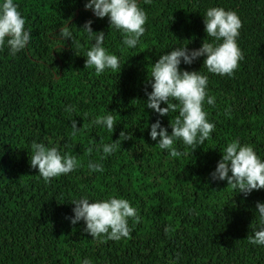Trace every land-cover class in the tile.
Listing matches in <instances>:
<instances>
[{
  "label": "trees",
  "instance_id": "trees-1",
  "mask_svg": "<svg viewBox=\"0 0 264 264\" xmlns=\"http://www.w3.org/2000/svg\"><path fill=\"white\" fill-rule=\"evenodd\" d=\"M85 2L14 0L31 40L16 55L7 45L0 49V264H264V245L248 240L260 227L256 205L264 203V189L245 196L211 177L233 141L251 145L264 161V0H138L148 19L134 48ZM212 7L240 17L244 59L231 77L209 73L203 56L181 62L182 70L208 76L215 103L206 99L204 110L215 131L195 150L177 141L183 155L174 158L150 130L159 119L170 134L179 113L160 117L146 107L147 80L160 55L212 42L204 24ZM89 20L105 33L103 47L119 58L120 74L85 67L95 42L82 28ZM65 26L72 40L60 38ZM109 114L117 122L113 133L92 123ZM122 130L131 139L118 143ZM33 142L75 156L78 167L45 182L30 166ZM112 143L116 150L105 156L102 146ZM89 162L103 171H91ZM112 197L138 210L140 222L128 221L130 238H93L83 220L71 223V202Z\"/></svg>",
  "mask_w": 264,
  "mask_h": 264
},
{
  "label": "clouds",
  "instance_id": "clouds-1",
  "mask_svg": "<svg viewBox=\"0 0 264 264\" xmlns=\"http://www.w3.org/2000/svg\"><path fill=\"white\" fill-rule=\"evenodd\" d=\"M144 2L150 3L151 0ZM84 7L92 10L97 18L108 17L110 26L122 33L123 44L129 48L136 47L146 31L148 17L139 6L138 0H86ZM25 24L26 21L14 0H4L0 4V49L7 45L12 55L25 49L31 40V31L25 29ZM91 24L92 21L89 20L82 27L89 39L95 41L86 53L85 67H94L97 75L109 69L120 74L119 58L103 47L105 33L93 31ZM204 24L206 37L212 38V42L204 39L201 47L197 49H188L187 46L175 47L160 55L152 67L151 78L147 80L152 90L148 92L145 89L146 107L160 117L169 116L170 113L177 111L179 113L174 121L169 122L172 129L170 134L159 119L151 124L150 130L151 139L158 140L156 143L158 147L161 150H168L169 155L174 158L183 155L175 146L177 141H182L184 145L195 150L215 131V124L209 122L204 110L206 99L209 105L215 103V98L209 96L206 91L208 76L199 71L182 70L181 62L191 65L203 56L205 57L203 66L209 73L231 77L239 68L240 61L244 59L237 43L242 21L235 11L221 7L209 8L204 15ZM59 35L61 39L72 40V32L68 26L60 28ZM162 103L166 106L161 107ZM66 111L71 113L74 108L68 107ZM92 123L106 126L111 133L117 124L111 114L96 117ZM71 127L73 129L71 135L75 136L80 130L75 119L71 121ZM129 139L131 135L122 130L116 141L121 143ZM31 147L33 155L30 166L38 169L45 182L67 175L78 167L79 162L75 156L62 155L55 147L48 148L43 143L36 142H33ZM102 147L103 153L107 156L116 150L117 144H104ZM87 151L91 153L92 148L89 147ZM222 153L221 160L211 173L213 180H226L227 186L245 196L254 190L264 189V161L258 157L251 145H241L239 141H233L227 144ZM88 167L91 171H103V166L99 163L89 162ZM71 203L75 205L74 216L70 218L71 223L75 225L83 220L86 225L84 231L93 238L103 237L114 241L130 238L133 229L129 226V219L134 224L139 223L141 219L138 210L123 198L112 197L96 202L81 198ZM256 209L259 213L260 227L254 230V235L249 236L248 240L253 245H264V203L257 202ZM83 264H90V261L84 259Z\"/></svg>",
  "mask_w": 264,
  "mask_h": 264
}]
</instances>
